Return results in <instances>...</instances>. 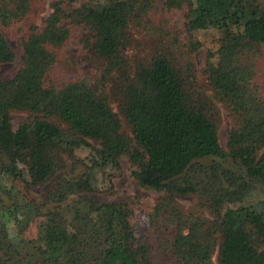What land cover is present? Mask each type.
I'll return each mask as SVG.
<instances>
[{
	"label": "trees",
	"instance_id": "trees-1",
	"mask_svg": "<svg viewBox=\"0 0 264 264\" xmlns=\"http://www.w3.org/2000/svg\"><path fill=\"white\" fill-rule=\"evenodd\" d=\"M34 1L0 0V62L14 58L2 28L16 29L20 46L14 74L0 76V264H152L127 204L84 196L93 174L122 157L136 181L162 192L146 217L163 258L210 264L217 247V264H264V196L249 201L264 186V0H161L168 10L188 7L187 29L220 32L206 62L210 95L197 90L192 64L180 68L164 52L131 63L128 25L142 23L153 0H52L40 25ZM72 24L100 60L96 78L55 65ZM212 99L231 121L225 148ZM12 110L28 113L15 130ZM85 139L98 149L77 159L84 173L65 176L62 155ZM189 194L206 197L200 211L178 207L175 197Z\"/></svg>",
	"mask_w": 264,
	"mask_h": 264
},
{
	"label": "rangeland",
	"instance_id": "rangeland-1",
	"mask_svg": "<svg viewBox=\"0 0 264 264\" xmlns=\"http://www.w3.org/2000/svg\"><path fill=\"white\" fill-rule=\"evenodd\" d=\"M52 0H35L32 4L34 22L40 25V21L49 12V3ZM262 1V0H260ZM188 7L181 9H166L162 6L161 0H153L150 9L142 17V23H129L128 32L131 43L127 50V55L131 58V63H146L149 56L154 52H164L182 68L185 62L192 64V71L195 77L197 90L203 94L210 95L206 82V62L215 60V55L220 46V32L213 27L205 29H187L186 13ZM69 39L56 51V67L66 76H75L80 73L90 71L89 76L96 78L97 71L100 69V60L92 55L85 47L82 48L83 33L79 26L72 24ZM2 34L8 44L14 51V58L10 62H0V76L2 78L10 77L14 74L19 64L20 46L16 29L8 30L2 28ZM191 46V49H189ZM213 101V106L217 111L216 133L220 146L225 148V133L231 121L228 118L225 109L221 103ZM109 104L113 111L118 114L116 103L109 96ZM11 127L13 130L22 123L28 116V113L22 110H12ZM121 131L128 137H131L130 126L127 121L119 115ZM59 126L55 119H50ZM87 145L75 148L69 157L62 155L64 159V175L67 177L79 176L86 170L83 163L78 162L87 158L98 145L95 142L85 139ZM79 159V160H77ZM133 167L125 157L120 158L117 168H104L93 174L91 182L92 190L84 196L97 199L100 202H122L127 204L130 215L129 222L137 242L148 243L150 245V255L152 264H171L168 259L163 258L156 250L154 236L152 235V226L146 217L148 208L154 199L161 195V190H155V187L147 188L141 185L131 175ZM264 196V186L257 185L249 201H255ZM209 199V197H208ZM175 201L183 212L200 211L202 205L207 201L203 194H189L185 196H176ZM38 219L30 222L23 233L24 237L32 238L35 236L36 224ZM221 238L217 239L219 244ZM218 248L216 247L211 256L210 264H217Z\"/></svg>",
	"mask_w": 264,
	"mask_h": 264
}]
</instances>
